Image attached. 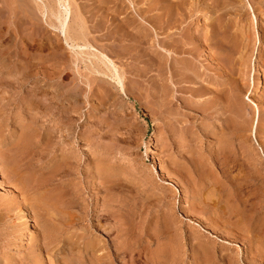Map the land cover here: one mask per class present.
I'll use <instances>...</instances> for the list:
<instances>
[{
	"label": "rangeland",
	"instance_id": "rangeland-1",
	"mask_svg": "<svg viewBox=\"0 0 264 264\" xmlns=\"http://www.w3.org/2000/svg\"><path fill=\"white\" fill-rule=\"evenodd\" d=\"M95 1H67L68 47L0 0V264H264V0Z\"/></svg>",
	"mask_w": 264,
	"mask_h": 264
},
{
	"label": "bare ground",
	"instance_id": "bare-ground-1",
	"mask_svg": "<svg viewBox=\"0 0 264 264\" xmlns=\"http://www.w3.org/2000/svg\"><path fill=\"white\" fill-rule=\"evenodd\" d=\"M20 5L23 7L21 8L20 10V14H24V13H27L29 15V17L33 20L35 19V17L37 16L36 14H34V12L32 11V8H34L33 4L36 3V11L39 12V14L41 15L42 18L46 17V21L48 23V26L53 29V30H56V31H59L60 35L62 36L66 46L68 47H71V46H74V42H76V40L79 41L80 39V34H82L83 32H79V30H76V32L72 31V29H70V24H71V18L72 17V11L70 10V6H68V3L66 0H17ZM35 2V3H32V2ZM97 1V0H96ZM95 1V2H96ZM173 1V0H172ZM185 1V0H184ZM183 1V2H184ZM189 1V0H188ZM210 1V0H209ZM212 2H210V4H208V7L213 6V7H210V8H206V11L207 13H210V18L214 16V1L211 0ZM112 2V1H111ZM16 3V2H15ZM207 3V2H206ZM109 4V3H108ZM33 5V6H32ZM181 6V5H180ZM207 6V4L205 5V7ZM182 8V7H181ZM189 8V7H188ZM108 9V8H107ZM32 13H31V12ZM218 12V11H217ZM18 13V14H19ZM121 13V12H120ZM165 13V12H164ZM17 14V15H18ZM38 14V15H39ZM36 15V16H35ZM75 15V14H74ZM117 15V14H116ZM19 16V15H18ZM16 17V16H15ZM38 17V16H37ZM215 17V16H214ZM213 17V18H214ZM211 18V19H213ZM216 18V17H215ZM214 18V19H215ZM39 19V17L37 18ZM35 19V20H37ZM117 19V18H116ZM171 19V18H169ZM217 19V18H216ZM208 20V19H207ZM209 21V20H208ZM215 21V20H214ZM89 22V21H88ZM155 22V21H154ZM212 20L209 21V27H210V33H208L209 35L206 36V41H212L215 36H216V32L214 30H216V28L214 29L213 26L216 22H214V24L212 25ZM8 23V22H7ZM74 23V22H73ZM176 22H174V20H168L166 22H164L162 25L158 26V29L159 31H163L165 27H168L169 26V29L168 30H172L171 32H166L165 36L168 38L167 42H163L164 44L168 43L169 45H186V42L183 40V37L186 38L187 36L185 35L186 33H182L180 32V34H178V38L175 36V33L176 32H173V28H174V24ZM205 23V22H204ZM228 23V22H227ZM4 24V22L2 23ZM27 24V23H26ZM29 24V23H28ZM122 25V24H120ZM8 26V25H7ZM17 26V25H16ZM24 26V25H23ZM72 27V26H71ZM208 27V26H207ZM121 28V27H120ZM142 28V27H141ZM6 30V29H5ZM25 30V28H24ZM70 30L73 32L71 33L73 36L75 35V33L77 34V38L73 37L70 35ZM82 30V28H81ZM143 30V29H142ZM166 30V29H165ZM209 30V29H208ZM223 30V29H222ZM153 31V30H152ZM158 31V32H159ZM79 32V36H78V33ZM149 32V31H148ZM158 32L155 30V33L158 34ZM218 32V30H217ZM150 33V32H149ZM223 33V32H222ZM4 34V33H3ZM22 34V33H21ZM124 34V32H123ZM154 34V33H153ZM161 34V32H160ZM122 35V34H121ZM128 35V34H127ZM126 35V36H127ZM148 35V34H147ZM155 36V35H154ZM153 36V37H154ZM157 36V35H156ZM155 36V37H156ZM175 36V37H174ZM227 36H228V31L227 33H223L222 35V39L223 41H227ZM48 37V36H47ZM82 37V35H81ZM155 37L153 38L155 40ZM157 37H160V35L158 34ZM49 38V37H48ZM56 39V38H55ZM84 37H82V42H84L82 45H79L81 43H79L78 45H75L77 46L78 49H80V53H79V50H77V54H89V50H87L89 47H91L92 49V46H90L89 43H87V41L83 40ZM195 39V38H194ZM58 40V39H57ZM77 41V42H78ZM131 41V40H130ZM158 41V38L157 40ZM203 41V40H202ZM81 42V41H80ZM132 42V41H131ZM121 43V41H120ZM154 43V41H153ZM201 43V42H200ZM77 44V43H76ZM221 44V43H220ZM116 45V44H115ZM156 45V44H155ZM151 46V45H150ZM159 46V45H158ZM6 47V46H5ZM43 47V46H41ZM119 47V46H118ZM123 47V46H122ZM129 47V46H128ZM163 47V46H162ZM173 47V46H172ZM217 47V46H216ZM57 48V47H56ZM76 48V47H74ZM121 48V47H119ZM169 48V47H168ZM7 49V48H6ZM90 49V48H89ZM139 49V48H138ZM171 49V48H170ZM169 49V51H170ZM196 49V48H194ZM227 49V48H226ZM4 50V49H3ZM72 50V49H71ZM86 50H87V53H86ZM95 50V49H93ZM223 50V49H222ZM8 51V50H7ZM168 51V52H169ZM182 51V50H181ZM240 51V50H239ZM96 52V51H95ZM172 52L175 53V50H172ZM170 51V55L172 53ZM183 52V51H182ZM181 52V53H182ZM6 53V52H5ZM94 53V52H93ZM91 53V55H93L92 57L95 58V60H92L94 61V63L92 62V64H95V68H94V73L98 74V75H102V76H106L108 75V73L111 74V78H113V80L117 81L119 84H120V77H119V74H118V71L115 69V66L114 64H112V62L110 61V59H108L106 56H104L103 54L101 53H98V51L96 53H98V55H95ZM178 53V52H177ZM175 53V54H177ZM180 53V51H179ZM180 53V54H181ZM76 54V55H77ZM196 54V53H195ZM82 55H79L82 57ZM86 55V56H87ZM90 55V54H89ZM172 57V56H171ZM170 57V58H171ZM240 58V57H239ZM83 60V59H82ZM91 60V59H90ZM154 61V60H153ZM3 62V61H2ZM83 63V62H82ZM91 63V61H90ZM109 65H111L112 67H110ZM103 67V68H102ZM167 68V67H166ZM19 70V69H17ZM91 70V69H90ZM93 70V69H92ZM19 72V71H18ZM109 74V75H110ZM180 75V74H179ZM110 77V76H109ZM98 79V78H97ZM110 79V78H109ZM111 80V79H110ZM231 81V80H230ZM111 83V82H110ZM117 83V85H118ZM229 83V82H228ZM116 84V83H115ZM37 86V85H36ZM98 86V85H97ZM120 86V85H119ZM118 87V86H117ZM120 88V87H119ZM122 88V87H121ZM123 90V89H122ZM203 90V89H202ZM185 91V90H184ZM193 91V90H192ZM199 91V90H198ZM180 92V91H179ZM182 92V91H181ZM61 93V92H60ZM200 93V92H198ZM62 94V93H61ZM201 94V93H200ZM45 95V94H44ZM196 95V94H195ZM208 96V93L207 92H204L203 96ZM73 96V95H72ZM206 96V97H207ZM64 97V96H63ZM197 97V96H196ZM64 99V98H63ZM60 100V102L56 103L57 105H55L57 108L60 109L61 113L63 111H67L69 108H70V99H71V96L67 95L65 96V101ZM39 102V101H38ZM210 102V101H209ZM224 103V102H223ZM47 104V103H46ZM206 107V106H205ZM210 107V106H209ZM240 107V106H239ZM58 111V109H57ZM58 113V112H57ZM60 113V114H61ZM69 113V112H68ZM65 114V113H64ZM63 114V115H64ZM58 116V114H57ZM65 117V116H64ZM62 117V118H64ZM60 119V118H59ZM72 119V118H71ZM34 120V119H33ZM64 120V119H63ZM65 121V120H64ZM67 121V120H66ZM69 121V120H68ZM247 121V120H246ZM61 123V122H60ZM63 123V122H62ZM248 125V124H247ZM71 129V128H70ZM70 131V130H69ZM28 132V131H27ZM67 132V131H66ZM66 134V133H65ZM70 134V133H69ZM69 135H65L66 138H69L68 137ZM65 144V143H64ZM63 148V147H62ZM61 151V150H60ZM71 152V151H70ZM73 152V151H72ZM65 154V153H64ZM6 155V154H5ZM161 168V167H160ZM52 197V196H51ZM45 201V200H44ZM49 202L47 203L49 206V208H51V210L48 211V216L49 218L46 219V221H44V227L45 228V232H46V236H45V239H55L57 240L58 238L61 237L60 234V231H63L62 229L64 228H68L70 225H72V223H74V218L72 217V214L68 211V205H69V199H68V196H64V195H58V196H54L53 198L49 199L48 200ZM40 213V212H39ZM42 213V212H41ZM122 219V218H121ZM18 220V219H17ZM80 229V228H79ZM65 230V229H64ZM109 230V229H108ZM115 230V229H114ZM102 231V230H101ZM64 232V231H63ZM43 233H44V229H43ZM65 238V237H64ZM125 240V239H124ZM66 241V240H65ZM78 241V240H77ZM85 248V247H84ZM88 249V248H87ZM114 258V257H113ZM130 260V259H129Z\"/></svg>",
	"mask_w": 264,
	"mask_h": 264
}]
</instances>
